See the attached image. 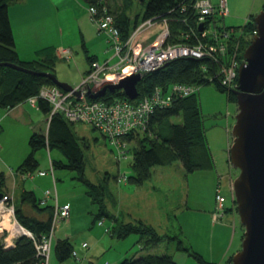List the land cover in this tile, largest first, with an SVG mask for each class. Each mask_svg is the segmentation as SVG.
<instances>
[{
    "label": "rangeland",
    "instance_id": "1",
    "mask_svg": "<svg viewBox=\"0 0 264 264\" xmlns=\"http://www.w3.org/2000/svg\"><path fill=\"white\" fill-rule=\"evenodd\" d=\"M147 2L148 0L143 2L141 0L106 1L110 10L124 11L131 19L138 16L139 21L142 19ZM227 4L228 15L223 19L222 24L230 28L242 27L247 18L254 17L264 9L263 0H227ZM74 8H76L75 5ZM75 17L74 9L70 13L63 12V9L59 10L54 17L52 35L48 40V42L55 41L56 48L60 42L62 48L72 52L69 61L59 57L54 65L55 78L71 87L80 83L84 76V73L82 75L80 73L84 68L89 67L87 55L97 56V62H102L111 55V53L105 54V42L103 51L101 50L99 54L94 51L95 46L89 45L87 52L83 49V37ZM59 28L63 32L62 38L57 35L56 30ZM160 31L162 26L157 24L143 34L141 42L149 43ZM198 100L203 117L206 144L211 151L212 169L186 173L178 161H173L164 166L152 167L150 178L142 184H132L128 180V177L133 174L130 168L134 149L132 143L127 141L130 146L128 156L118 163L99 131L89 125L73 124L71 130L75 133L82 149L84 178L101 189L97 198L103 204L108 217H99L94 220L100 203H93L91 197L87 195L89 188L79 181L75 171L53 169L57 200L60 205H67L71 213L68 219L57 223L52 248L57 238L68 237L73 251L77 254L76 258L71 256L63 264H102L104 262L118 264L124 258H137L146 254H168L177 264H199L185 252L176 251L177 240L207 262L214 263L210 259L219 258L220 254L216 249L214 250V243L219 242V238L214 239V235L217 236L218 233L216 228L210 225L207 215L216 207L215 188L219 182L221 194L226 198V207L229 208L232 205L233 192L225 185L228 182L229 173L232 182L239 173L230 165L228 159L237 105L236 102L229 100L228 91L219 92L214 82L200 86ZM21 110L25 111L26 119L19 117L16 112L0 108V176L4 177L2 188L4 194L12 197L10 205L13 209L16 208L23 189L33 191L39 199L43 198L46 190L53 191L49 175L44 178L37 176L38 171H49L50 160L66 163L58 149L49 150L44 147L35 152V159L39 166L32 177L23 180L22 176L16 172L29 154L30 135L33 131L46 133L48 127L46 116L36 106H31L25 101L21 104ZM170 122L179 123L180 117H173ZM123 177L126 181L119 182L118 180L122 181ZM47 203L54 205L52 200H48ZM233 216L234 225L230 221L231 227L223 247L225 252L228 249L226 260L241 249L244 233L236 207ZM150 218L155 224H160L158 230L152 226L159 234L168 235L175 240H166L153 247L143 248L139 245L140 238L136 234L129 235L125 239L112 236L113 225L136 224L138 221L150 225L147 222ZM6 236V232L0 234V242ZM82 243L86 244L85 249L81 248ZM47 264H57L53 250L50 252Z\"/></svg>",
    "mask_w": 264,
    "mask_h": 264
},
{
    "label": "trees",
    "instance_id": "2",
    "mask_svg": "<svg viewBox=\"0 0 264 264\" xmlns=\"http://www.w3.org/2000/svg\"><path fill=\"white\" fill-rule=\"evenodd\" d=\"M19 0H0V108L9 111L17 105L25 102L28 98L36 96L42 86H54L53 82L45 76L35 73H49L54 76V65L56 56L53 48H46L39 51L37 58L30 61H22L15 50L14 38L8 18V7ZM86 6H95L98 9L106 8L108 13L114 17L115 26L119 29L121 37L126 38L130 31L146 19H154L160 22L167 19L171 32L169 42L178 41V33L184 27L179 20L188 18L191 11L192 0H148L141 21L138 16L130 18L126 12H114L107 6V0H82ZM143 2V0H141ZM107 6V7H106ZM186 8L185 11L183 9ZM264 8V4H263ZM253 17L245 20L241 27L244 33L241 35V57L249 45L255 25ZM238 37V36H237ZM90 63L95 60L94 56H87ZM9 65V66H8ZM11 66H18L16 69ZM206 67V71L200 69ZM211 65L205 60L177 59L169 62L165 67L143 75L136 88L140 97L149 95L155 87L166 89L171 84H196L205 86L210 84L206 76L211 71ZM219 92L228 91V98L236 102L233 90L221 88L216 82ZM113 97L124 98L121 92L106 94L103 100H110ZM37 108L47 120L49 112L48 104L43 100L37 101ZM180 117L179 123H171L170 119ZM46 133L33 131L28 139L29 154L17 168L18 174H33L38 169V161L35 159V152L47 147L58 149L66 160L52 161L53 169H67L75 171L79 181L85 184L88 189L87 195L93 203L99 202L94 220L99 217H108L101 201H98V187L89 183L84 178L83 154L79 141L72 132L73 124L68 123L61 115H53L47 123ZM134 145L133 156L130 162L132 175L128 180L132 184H142L151 176V168L164 166L178 161L186 173L198 170H211V152L206 144L203 117L198 100V93L190 97L179 99L165 109H157L150 116L147 129L144 133H135L126 138ZM4 177L0 176V194L3 192ZM94 197V198H93ZM39 200L32 191L22 190L19 201L14 209L17 221L29 230L36 240L48 234L53 216V206L45 205L40 207ZM139 236V245L153 247L166 240H173V237L159 234L152 226L138 221L136 224L126 223L113 225L112 236L117 239H125L129 235ZM175 240V239H174ZM53 255L57 264H63L73 252V246L68 239H59L53 245ZM176 251L185 252L194 258L199 264H217L205 261L199 254L185 247L180 240L176 242ZM232 258V257H231ZM229 258L225 264H231ZM0 264H42V259L37 256L34 244L26 236H19L14 245L4 248L0 242ZM118 264H177L173 257L168 254L153 255L146 254L137 258H124Z\"/></svg>",
    "mask_w": 264,
    "mask_h": 264
},
{
    "label": "built area",
    "instance_id": "3",
    "mask_svg": "<svg viewBox=\"0 0 264 264\" xmlns=\"http://www.w3.org/2000/svg\"><path fill=\"white\" fill-rule=\"evenodd\" d=\"M185 10L186 8L183 9ZM87 13L90 22L99 33L103 34L106 52L111 53L110 57L102 62L91 61L80 83L71 87L70 91H63L56 86H42L36 96L26 101L36 107L38 100L48 104L47 123L53 115H61L68 123L89 125L99 131L118 163L126 159L129 153L130 146L126 138L137 132L144 133L155 110L168 108L176 100L197 94L200 86L175 83L166 89L155 87L149 95L138 96L135 100H128L126 97L103 100L106 94H113L109 91H106L101 98L90 99L89 93L95 94L104 87L115 86L134 75H140L142 78L143 75L165 67L171 61L185 58L205 59L212 66L209 75L206 76L209 83L216 82L221 88L233 91L238 87L237 71L243 63L240 37L244 31L241 27L230 28L222 24L223 19L228 15L227 0L215 2L192 0L189 17L179 20L184 29L179 31L177 42L168 41L171 32L167 19H162L160 22L154 19L138 22L128 36L122 38L119 29L115 26L114 17L106 8L88 6ZM157 24H161L162 31L149 43L141 42L143 34ZM57 54L66 61L72 56V52L67 48L59 49ZM200 69L206 71L205 66H201ZM115 92L123 93L121 90ZM47 175L51 178L53 191L46 190L39 204L45 206L48 200H52L53 216L48 234L40 240H36L33 234L17 221L14 209L10 205L12 197L1 193L0 198V234L7 233L1 241L3 247L10 248L19 236H26L32 240L42 264H47L49 261L57 223L68 219L70 211L67 205L58 204L56 180L51 164L48 172H37V176L40 177ZM22 176L26 179L32 177V174ZM118 181L125 182L126 179L123 177L122 181ZM215 202L212 220L218 221L224 215L226 203V198L220 191V182L215 188ZM99 225L101 226V222ZM86 247L85 243L81 244L82 249ZM71 256L76 258L77 254L73 251Z\"/></svg>",
    "mask_w": 264,
    "mask_h": 264
},
{
    "label": "water",
    "instance_id": "4",
    "mask_svg": "<svg viewBox=\"0 0 264 264\" xmlns=\"http://www.w3.org/2000/svg\"><path fill=\"white\" fill-rule=\"evenodd\" d=\"M253 23L255 34L243 52V63L237 71L238 87L233 91L237 113L228 159L239 172L232 182V191L244 233L241 249L231 258V264H264V9L253 17ZM11 67L21 70L18 66ZM33 74L48 77L63 91L71 90V86L49 73ZM140 80V75H134L88 96L98 99L106 91L121 90L128 100H135Z\"/></svg>",
    "mask_w": 264,
    "mask_h": 264
},
{
    "label": "crops",
    "instance_id": "5",
    "mask_svg": "<svg viewBox=\"0 0 264 264\" xmlns=\"http://www.w3.org/2000/svg\"><path fill=\"white\" fill-rule=\"evenodd\" d=\"M212 1L215 2L216 0H212ZM74 5L76 6V8H74ZM62 9H63V12H66V13H70L71 10L74 9V12L76 13V17H75L76 23L79 26L81 35L83 37V43H82L83 49L87 52V50L89 49V45H91V46H95L94 51L96 53L99 54L101 50L103 51L104 36L103 34L97 31V29L91 22H89L90 20H89V16L87 13V6L82 0H19L17 3L12 4V6L10 5L8 7V18H9L13 38H14L15 50L20 60L30 61V60L36 59L38 52L46 48H53L54 50L53 52L56 56V59L59 58L57 52L59 49L63 47L62 44L59 42L56 48L55 47L56 42L55 41L48 42V40L51 38V35H52V30H53L52 23H53L54 17L59 12V10L62 11ZM56 31H57V35L62 38L63 36L62 30L59 28ZM97 39H99L100 41L99 42L95 41ZM107 53L109 52H106L105 54ZM90 56H93V55H90ZM94 57L96 60L97 56H94ZM88 68L89 67L84 68L80 74L81 75L83 73L85 74ZM21 104L17 105L16 107H14L13 109L9 111L16 112L19 115V117L26 119L25 118L26 113L25 111L21 110ZM17 110L19 111L17 112ZM217 161L218 160H216V162ZM19 175L22 176V174H19ZM44 177L46 176H43L41 178H44ZM231 178L232 177L230 176V173H229L227 175L228 182L225 185V187H227L228 190H230V185L232 183ZM23 180L25 179L23 178ZM23 190H26V189H23ZM26 191H29V190H26ZM58 204L60 205L59 202ZM231 204L232 205L229 208L226 207V205L224 204V208H225L224 215L218 221L212 220L213 211L207 215V219L210 225L213 226V228H216L215 229L217 231L216 233H218L217 236L214 235V239L219 238L218 244L214 243V250L216 249V251H218L220 256L218 259L216 257L215 259H210L211 261L217 264H225L224 261H227L226 252L228 251V249L225 252V248L223 247L225 243L224 242L225 237L227 233H229V229L231 227L230 221H232V225H234L233 212H234L235 205L233 201H231ZM46 205H49V204L47 203ZM40 207H43V206H40ZM69 210H70L69 211V217H70L71 209L69 208ZM161 220H162V217H161ZM147 222L148 224H150L157 230L158 228H160L159 227L160 224H155L152 218H150V220H148ZM62 239L69 240L68 237H63ZM56 240H59V238H57Z\"/></svg>",
    "mask_w": 264,
    "mask_h": 264
},
{
    "label": "flooded vegetation",
    "instance_id": "6",
    "mask_svg": "<svg viewBox=\"0 0 264 264\" xmlns=\"http://www.w3.org/2000/svg\"><path fill=\"white\" fill-rule=\"evenodd\" d=\"M252 21H253V18H252Z\"/></svg>",
    "mask_w": 264,
    "mask_h": 264
}]
</instances>
